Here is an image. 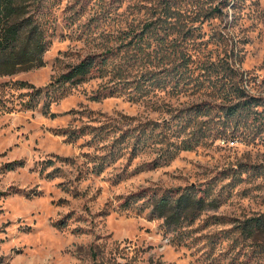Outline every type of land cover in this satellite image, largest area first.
Wrapping results in <instances>:
<instances>
[{
  "label": "rangeland",
  "instance_id": "1",
  "mask_svg": "<svg viewBox=\"0 0 264 264\" xmlns=\"http://www.w3.org/2000/svg\"><path fill=\"white\" fill-rule=\"evenodd\" d=\"M46 2L45 64L0 78V264H264V107L223 95L264 99V0ZM110 49L121 81L36 95ZM190 186L215 205L169 228L149 195Z\"/></svg>",
  "mask_w": 264,
  "mask_h": 264
},
{
  "label": "trees",
  "instance_id": "2",
  "mask_svg": "<svg viewBox=\"0 0 264 264\" xmlns=\"http://www.w3.org/2000/svg\"><path fill=\"white\" fill-rule=\"evenodd\" d=\"M47 3L46 0H0V78L45 64L44 54L50 46L48 22L46 21ZM151 27L147 24L143 31L150 29L149 34L155 32V28ZM143 31L133 35L129 32L125 38L131 36V39H134L139 35L134 43L136 48H142L141 42L145 39V31ZM114 53L113 49H110L103 53L87 55L77 64L69 66L46 88L37 89L36 95L40 97L44 94L46 98L56 93L63 95L81 83L107 75H111L112 80L118 77L121 81V78H124L123 69L121 67L115 70L108 68ZM20 85L27 86L24 82H20ZM110 89L101 92L96 97L113 95L115 90ZM223 95L229 100L234 97L238 99L227 108L226 113L231 116L240 114L242 111L258 112L259 107H264L263 98L249 94L245 86L239 83L236 85L232 83L228 93L225 91ZM16 164L11 163L9 167L14 168ZM148 199L150 200L149 206L153 208L152 213L162 218L164 223L172 229L180 228L186 221L193 222L203 211L215 205L213 200H208L209 195L206 190L195 186L173 189L162 194L154 192L149 195ZM57 224L61 225L62 222ZM240 226L242 232L251 238L259 232H264V216L249 218ZM115 263L118 262L113 264Z\"/></svg>",
  "mask_w": 264,
  "mask_h": 264
}]
</instances>
